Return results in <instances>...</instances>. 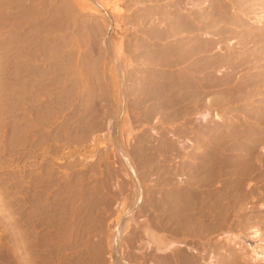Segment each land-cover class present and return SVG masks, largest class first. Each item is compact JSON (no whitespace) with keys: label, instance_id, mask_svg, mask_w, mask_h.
Instances as JSON below:
<instances>
[{"label":"rangeland","instance_id":"374dc122","mask_svg":"<svg viewBox=\"0 0 264 264\" xmlns=\"http://www.w3.org/2000/svg\"><path fill=\"white\" fill-rule=\"evenodd\" d=\"M263 153L264 0H0V264L251 262Z\"/></svg>","mask_w":264,"mask_h":264},{"label":"bare ground","instance_id":"6f19581e","mask_svg":"<svg viewBox=\"0 0 264 264\" xmlns=\"http://www.w3.org/2000/svg\"><path fill=\"white\" fill-rule=\"evenodd\" d=\"M82 1V0H81ZM229 1V0H228ZM34 2V1H33ZM24 3V2H23ZM81 3V2H80ZM211 3V2H210ZM217 3V2H216ZM26 4V3H25ZM31 4H33V3H31ZM85 4V3H84ZM83 4V5H84ZM180 4V3H179ZM234 4V3H233ZM36 5V4H35ZM88 5V4H87ZM171 5V4H170ZM225 5V4H224ZM236 5V4H235ZM219 6V5H218ZM69 7V6H68ZM82 7V6H81ZM88 7V6H87ZM177 7V6H176ZM185 7V6H184ZM91 8V7H90ZM172 8V7H171ZM76 9V8H75ZM96 9V8H95ZM114 10H116V11H119V8L117 7V5H115V8H114ZM213 10V9H212ZM224 10H226L225 8H224ZM231 10V9H230ZM219 11V10H218ZM221 11V10H220ZM91 12V11H90ZM92 12H94V11H92ZM171 12V11H170ZM228 12V11H227ZM31 13V12H30ZM72 13V12H71ZM97 13H98V11H97ZM221 13V12H220ZM222 13H224V12H222ZM99 14V13H98ZM171 14V13H170ZM225 14V13H224ZM36 15V14H35ZM74 15V14H73ZM97 15V14H96ZM102 15V14H101ZM100 15V16H101ZM181 15H182V13H181ZM222 15V14H221ZM103 16V15H102ZM174 16V15H173ZM225 16V15H224ZM104 17V16H103ZM36 18V17H35ZM34 18V19H35ZM29 19V18H28ZM147 20V19H146ZM194 20V19H193ZM221 20V19H220ZM28 21V20H27ZM210 21V20H209ZM199 22V21H198ZM212 22H214V21H212ZM236 22H238V21H236ZM242 22V21H241ZM218 23H220V22H218ZM223 23V22H222ZM194 24H196V23H194ZM215 24V23H214ZM227 24V23H226ZM26 25V24H25ZM107 25V24H106ZM175 25V24H174ZM200 26V25H199ZM223 26H225V25H223ZM24 27V26H23ZM172 27V26H171ZM237 27V26H236ZM28 28V27H27ZM207 28V27H206ZM229 30V29H228ZM26 31V30H25ZM30 31V30H29ZM227 32V31H226ZM167 33V32H166ZM170 34V33H169ZM173 34V33H172ZM185 34V33H184ZM198 35V34H197ZM227 35V34H226ZM185 36V35H184ZM168 39V38H167ZM179 40V39H178ZM32 43V42H31ZM161 43V42H160ZM179 44V43H178ZM31 45V44H30ZM153 45V44H152ZM183 45V44H182ZM186 45V44H185ZM191 46V45H190ZM210 46H211V44H210ZM150 47V46H149ZM157 47V46H156ZM163 47V46H162ZM29 48V47H28ZM153 48V47H152ZM161 48V47H160ZM157 49V48H156ZM183 49V48H182ZM161 50V49H160ZM191 50V49H190ZM162 51V50H161ZM180 51V50H179ZM201 51V50H200ZM199 51V52H200ZM166 52V51H165ZM170 52V51H169ZM181 53V52H180ZM179 53V54H180ZM169 54V53H168ZM176 54V53H175ZM194 54V53H193ZM191 56V55H190ZM158 57V56H157ZM183 57V56H182ZM172 59V58H171ZM174 60V59H173ZM183 60V59H182ZM229 60H231V59H229ZM167 61V60H166ZM228 61V60H227ZM234 61V60H233ZM225 62V61H224ZM168 63V62H167ZM176 63H177V61H176ZM222 63V62H221ZM229 63V62H228ZM232 63V62H231ZM235 63V62H234ZM233 64V63H232ZM180 65V64H179ZM204 65V64H203ZM157 66V65H156ZM216 67V66H215ZM179 72V71H178ZM180 76V75H179ZM229 78V77H228ZM3 79V78H2ZM1 79V80H2ZM6 79V78H5ZM218 80H220V79H218ZM4 81V80H3ZM162 82H163V80H162ZM230 82V81H229ZM157 83V82H156ZM223 83V82H222ZM227 83V82H226ZM224 84V83H223ZM230 84V83H229ZM168 85V84H167ZM114 86H116V85H114ZM158 86V85H157ZM169 86V85H168ZM159 87V86H158ZM170 89V88H169ZM159 90V89H158ZM162 91V90H161ZM175 91V90H174ZM116 92V91H115ZM167 92V91H166ZM171 92V91H170ZM161 94H162V92H161ZM165 95V94H164ZM158 96V95H157ZM121 97V96H120ZM119 97V98H120ZM121 100V99H120ZM127 118V117H126ZM125 124V123H124ZM250 146V145H249ZM225 148V147H224ZM249 148V147H248ZM241 149H243V148H241ZM224 150V149H223ZM227 150V149H226ZM245 150V149H244ZM248 150V149H247ZM246 150V151H247ZM250 150V149H249ZM238 151H239V149H238ZM237 151V152H238ZM218 152V151H217ZM227 152V151H226ZM233 152V151H232ZM241 152V151H240ZM259 152V151H258ZM213 153V152H212ZM236 153V152H235ZM234 153V154H235ZM244 153V152H243ZM253 153V152H252ZM251 153V154H252ZM231 154V153H230ZM233 154V155H234ZM246 154H247V152H246ZM255 154V153H254ZM264 154V153H263ZM238 155H243V154H238ZM237 155V156H238ZM249 155V154H248ZM243 156L242 158L241 157H239V159H237L236 161H234L235 162V165H234V163H233V165L235 166V168H238L239 166H242V168L244 167V169H245V172L247 173V172H252V171H254V173H255V171H256V164H257V166H259L258 165V161H259V156H261L262 157V154H260L259 155V153H258V155H256V157L255 156H253V155H249V156ZM229 157V156H228ZM231 157V156H230ZM235 159V158H234ZM262 160H260V162H261ZM258 162V163H257ZM261 164V163H260ZM194 165V164H193ZM204 166V165H203ZM230 166H232V164L230 165ZM197 167V166H196ZM214 168V167H213ZM221 168V167H220ZM240 168V167H239ZM241 168V169H242ZM187 169V168H186ZM206 169V168H205ZM204 169V170H205ZM219 169V168H218ZM234 169V168H233ZM203 170V171H204ZM214 170V169H213ZM232 169H230V171H231ZM235 171H236V169H234ZM238 170V169H237ZM217 172V171H216ZM240 172V171H239ZM245 172H243V173H245ZM260 172H261V170H260ZM219 173V172H218ZM228 173H230L231 174V172H228ZM233 173V172H232ZM235 173V172H234ZM206 174H207V172H206ZM236 174H237V171H236ZM240 174V173H239ZM238 175V174H237ZM236 175V176H237ZM242 175V174H241ZM246 175V174H245ZM248 175V174H247ZM250 175V174H249ZM248 175V176H249ZM239 176V175H238ZM248 176H246V177H248ZM252 176V175H251ZM253 177V176H252ZM259 177V176H258ZM233 178V177H232ZM232 178H231V180H232ZM237 178V177H236ZM205 179V178H204ZM207 179V178H206ZM211 179V178H210ZM234 179V178H233ZM241 179V178H240ZM209 180V179H208ZM213 180V179H212ZM257 180V179H256ZM260 180V179H259ZM165 182V181H164ZM244 182V181H243ZM235 183H236V181H235ZM241 183V182H240ZM167 184V183H166ZM172 184V183H171ZM238 185H240L239 183H238ZM242 185V184H241ZM243 186V185H242ZM240 188H241V186H239ZM248 187V186H247ZM238 189V188H237ZM177 190V189H176ZM236 192V191H235ZM238 192V191H237ZM251 192V191H250ZM255 193V192H254ZM171 194V193H170ZM257 194V193H256ZM174 195V194H173ZM182 195V194H181ZM216 195V194H215ZM235 195V194H234ZM252 196V195H251ZM199 197V196H198ZM221 197V196H220ZM232 197V196H231ZM235 197V196H234ZM169 198V197H168ZM167 198V199H168ZM204 198V197H203ZM250 198V197H249ZM205 199V198H204ZM207 199H208V197H207ZM210 199V198H209ZM213 199V198H212ZM246 199H247V197H246ZM177 200V199H176ZM189 200V199H188ZM227 200V199H226ZM235 200H236V197H235ZM240 200V199H239ZM250 200V199H249ZM195 201V200H194ZM255 201V200H254ZM211 202V201H210ZM214 202H215V198H214ZM218 202V201H217ZM226 202V201H225ZM171 203V202H170ZM178 203V202H177ZM184 203V202H183ZM197 203V202H196ZM200 203V202H199ZM209 203V202H208ZM223 203V202H222ZM231 203V202H230ZM184 205V204H183ZM200 205V204H199ZM217 205V204H216ZM188 206V205H187ZM208 207V206H207ZM156 208V207H155ZM214 208H216V207H214ZM251 208H253L252 206H251ZM165 209V208H164ZM195 209V208H194ZM225 209V208H224ZM231 209H232V207H231ZM250 209V208H249ZM175 210V209H174ZM200 210V209H199ZM247 210V209H246ZM122 211H123V209H122ZM169 211V210H168ZM187 211V210H186ZM205 211H206V209H205ZM219 212V211H218ZM157 213V212H156ZM172 213V212H171ZM164 214V213H163ZM177 214V213H176ZM188 214V213H187ZM220 214V213H219ZM244 214V213H243ZM198 215V214H197ZM206 215H207V213H206ZM235 215V214H234ZM157 216V215H156ZM220 216V215H219ZM218 216V217H219ZM178 217V216H177ZM213 217V216H212ZM214 217H216V216H214ZM222 217V216H221ZM216 219V218H215ZM215 219H214V221H215ZM228 219V218H227ZM239 219V218H238ZM178 220V219H177ZM199 220H201V219H199ZM198 220V221H199ZM207 220V219H206ZM230 220V219H229ZM241 220V219H240ZM160 221H162V220H160ZM202 221V220H201ZM241 221H244L243 219L241 220ZM240 221V222H241ZM152 222V221H151ZM208 222H209V220H208ZM236 222H238V221H236ZM156 223V222H155ZM164 223V222H163ZM245 223H247L248 224V222L246 221ZM157 224V223H156ZM165 224V223H164ZM201 224V223H200ZM212 224V223H211ZM203 225V224H202ZM227 225V224H226ZM256 225V224H255ZM163 226V225H162ZM176 226V225H175ZM210 226V225H209ZM199 227H200V225H199ZM203 227V226H202ZM216 227V226H215ZM233 227V226H232ZM160 228V227H159ZM208 228V227H207ZM207 228H205V230L207 229ZM217 228H219V227H217ZM224 228V227H223ZM179 229V228H178ZM182 229V228H181ZM191 229V228H190ZM193 229V228H192ZM220 229V228H219ZM235 229H238V228H236L235 227ZM246 229H247V226H246ZM173 230V229H172ZM212 230H213V228H212ZM245 230V229H244ZM155 231V230H154ZM189 231V230H188ZM193 231V230H192ZM208 231V230H207ZM239 231V230H238ZM146 232H148V234H149V236H150V238H151V240L156 244V246H157V250L158 251H162V252H167L169 255H167L166 253H163L164 254V257H165V254L167 255L164 259L162 258V257H159L158 259H157V263L156 264H186L187 262H185V256H187V255H185V253L184 252H182V253H184V254H182V253H177V254H175L173 251L175 250L174 248H173V246L176 248L178 245H177V242L176 243H174L173 241H171L170 239H168V238H165V236H167V235H165L164 236V238H163V236L161 237L160 235H162V234H160V235H158V233L156 234V233H154L153 231L151 232V231H149V229H146ZM186 232V231H185ZM198 232V231H197ZM256 232V231H255ZM259 232V231H258ZM257 232V233H258ZM166 233H167V231H166ZM165 233V234H166ZM169 233V232H168ZM176 233V232H175ZM224 233V232H223ZM228 233V232H227ZM257 233H256V235L254 236L255 238H256V236H258L257 235ZM170 234H171V232H170ZM170 234L168 235V236H170ZM178 234V233H177ZM259 234V233H258ZM164 235V234H163ZM172 235V234H171ZM176 235V234H175ZM203 235V234H202ZM211 235V234H210ZM238 235V234H237ZM261 235H262V233H261ZM181 236V235H180ZM199 236V235H198ZM227 236V235H226ZM235 236V235H234ZM244 236V235H243ZM252 236V238L254 239V237ZM259 236H260V234H259ZM258 236V237H259ZM257 237V238H258ZM242 239V238H241ZM181 240V239H180ZM203 244V243H202ZM177 245V246H176ZM180 245V244H179ZM185 245V244H184ZM181 246V245H180ZM187 246V245H186ZM148 247V246H147ZM182 247V246H181ZM249 247V246H248ZM260 247V246H259ZM180 248V247H179ZM239 248H240V246H239ZM261 248V247H260ZM149 249V248H148ZM174 249V250H173ZM177 249V248H176ZM220 249V248H219ZM241 249V248H240ZM154 250V249H153ZM152 250V251H153ZM216 250V249H215ZM147 251V250H146ZM177 251H178V249H177ZM176 251V252H177ZM246 251V250H245ZM150 252V251H149ZM186 252V251H185ZM243 252V251H242ZM241 252V253H242ZM252 255H255L254 256V259H253V257L251 258L252 260H251V262H250V260H248L247 262L246 261H243V259H240V258H234V255H233V258L234 259H231V260H228V262L226 261V263H221V264H250V263H252V264H264V256H260V255H258L257 254V252H260V250H257V249H255V247L253 248L252 247ZM151 253V252H150ZM155 253V252H154ZM240 253V252H239ZM240 253V254H241ZM244 253V252H243ZM147 254V253H146ZM191 254V253H190ZM149 255V254H148ZM153 255V254H152ZM250 255V254H249ZM156 255H154V257H155ZM159 256H161V254L159 255ZM230 256V255H229ZM153 257V258H154ZM190 257H192V256H190ZM189 257V258H190ZM194 257V256H193ZM225 257V256H224ZM231 257V256H230ZM162 258V259H161ZM229 258V257H228ZM227 258V259H228ZM249 258V257H248ZM187 259V258H186ZM196 259V258H195ZM221 260H223V259H221ZM152 262H154V261H152ZM219 263V262H218ZM191 264V263H190ZM209 264V263H208Z\"/></svg>","mask_w":264,"mask_h":264}]
</instances>
